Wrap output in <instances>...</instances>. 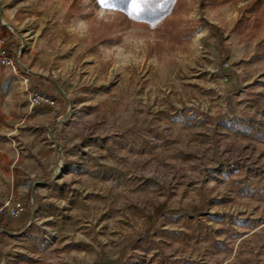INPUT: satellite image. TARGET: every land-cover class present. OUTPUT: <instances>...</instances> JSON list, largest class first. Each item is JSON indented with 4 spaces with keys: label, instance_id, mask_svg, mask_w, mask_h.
Returning <instances> with one entry per match:
<instances>
[{
    "label": "rangeland",
    "instance_id": "rangeland-1",
    "mask_svg": "<svg viewBox=\"0 0 264 264\" xmlns=\"http://www.w3.org/2000/svg\"><path fill=\"white\" fill-rule=\"evenodd\" d=\"M114 2L0 0V264H264V0Z\"/></svg>",
    "mask_w": 264,
    "mask_h": 264
},
{
    "label": "built area",
    "instance_id": "built-area-1",
    "mask_svg": "<svg viewBox=\"0 0 264 264\" xmlns=\"http://www.w3.org/2000/svg\"><path fill=\"white\" fill-rule=\"evenodd\" d=\"M0 57H1L2 64L4 66L15 67V64L19 63V61H18L19 60V54L16 58H11L9 55V52L6 48L4 40H0ZM22 80L27 85V84H29L30 78L28 76H24L22 78ZM29 103L32 106L46 105V106H49L50 108H52L54 110H56L58 107L56 100H54L50 96H48V95H46L40 91H33L30 94ZM19 209H20V204L16 205V207L12 206V210H13L12 217L19 215V213H20Z\"/></svg>",
    "mask_w": 264,
    "mask_h": 264
},
{
    "label": "snow or ice",
    "instance_id": "snow-or-ice-1",
    "mask_svg": "<svg viewBox=\"0 0 264 264\" xmlns=\"http://www.w3.org/2000/svg\"><path fill=\"white\" fill-rule=\"evenodd\" d=\"M152 3V0H128L127 6L132 7L137 13L143 12L146 7ZM98 4L105 7H116L114 0H98Z\"/></svg>",
    "mask_w": 264,
    "mask_h": 264
},
{
    "label": "trees",
    "instance_id": "trees-1",
    "mask_svg": "<svg viewBox=\"0 0 264 264\" xmlns=\"http://www.w3.org/2000/svg\"><path fill=\"white\" fill-rule=\"evenodd\" d=\"M126 1H128V0H126ZM159 1L160 0H152V3L149 5V6H151L152 4H154V5H157L158 3H159ZM227 1H229V0H222V2H227ZM238 28H239V26H238ZM236 31H238V34H240L241 35V32L239 31V29L237 30L236 29ZM32 79H34V77L32 78ZM43 89V86L42 87H39V89ZM46 92H50L51 93V89H50V87L49 88H46V89H44ZM15 221V218H13V220H12V222H14Z\"/></svg>",
    "mask_w": 264,
    "mask_h": 264
},
{
    "label": "crops",
    "instance_id": "crops-1",
    "mask_svg": "<svg viewBox=\"0 0 264 264\" xmlns=\"http://www.w3.org/2000/svg\"><path fill=\"white\" fill-rule=\"evenodd\" d=\"M9 223H10L9 225H12L13 227H21L22 226L21 221L19 219L15 220L14 222L10 221Z\"/></svg>",
    "mask_w": 264,
    "mask_h": 264
}]
</instances>
